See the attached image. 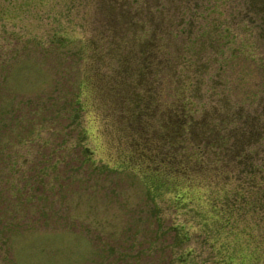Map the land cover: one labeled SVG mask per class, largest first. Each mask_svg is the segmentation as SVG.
Here are the masks:
<instances>
[{
    "label": "rangeland",
    "instance_id": "1",
    "mask_svg": "<svg viewBox=\"0 0 264 264\" xmlns=\"http://www.w3.org/2000/svg\"><path fill=\"white\" fill-rule=\"evenodd\" d=\"M159 1L177 24L176 0H0V264H264V222L256 210L238 213L233 184L146 167L151 159L131 140L144 135L138 118L163 142L181 123L176 111L130 120L123 103L124 92L138 96L142 86L120 64L131 56L133 67L140 49L121 45L133 35L122 38L125 28L114 25L135 12L147 20L143 6ZM223 1L222 14L232 10L225 23L238 33L209 34L201 99L215 79L258 113L264 3L246 11L245 0ZM165 84L168 101L172 79ZM236 133L221 139H246Z\"/></svg>",
    "mask_w": 264,
    "mask_h": 264
},
{
    "label": "trees",
    "instance_id": "2",
    "mask_svg": "<svg viewBox=\"0 0 264 264\" xmlns=\"http://www.w3.org/2000/svg\"><path fill=\"white\" fill-rule=\"evenodd\" d=\"M261 2L264 3L263 0ZM208 3L205 5L194 0L190 4L188 0H176L174 8L179 12L178 19H175L179 21L177 24L160 10L159 6L165 9V4L159 1L153 10L150 6H143L144 11L149 12L147 20L134 11L122 17L124 20L120 24L114 25L118 29L121 25L125 28L121 29V34L125 35L122 38L128 31L133 35L123 39L121 45L140 49V56L136 57L133 67L128 66L130 55L128 59L122 58L123 63L120 64L129 71L132 68L125 77L135 79L142 86L138 96L132 91L124 92L127 118L131 120L132 114L140 117L154 112L158 114V120L165 115L167 120V116L174 115L172 112L176 111L179 114L175 116L181 122L177 124L180 130L177 126L178 130L169 134V139L163 142L156 128L150 125L151 121L135 118L134 127L144 135L131 140L141 158L151 159L144 160L146 167L153 164L158 170L157 165L162 163L179 175L194 177L204 174L211 184H222V180L225 184H233L232 192L239 195L238 213L243 216L256 210L260 215L258 220L264 222V102L258 113L249 111V108H243V102L235 104L226 86L218 88L219 82L215 79L208 80L211 83L209 100L201 99L208 65L201 53L209 34L215 30L218 36L233 40L238 33L225 23L226 15H231L232 10L222 14L224 1ZM245 3L246 11H249V6H256L253 0H245ZM258 5L262 8L261 4ZM208 12H215V16L208 20ZM210 21L212 24L208 23ZM135 31L140 34L134 35ZM131 38L133 42L129 40ZM166 78L172 79L169 96L174 95L168 101L164 88ZM187 123L190 125L186 126ZM230 130L246 139L239 144L235 141L231 145L224 143L221 136L225 131L229 134ZM185 131L188 136L184 144L181 136L184 138Z\"/></svg>",
    "mask_w": 264,
    "mask_h": 264
}]
</instances>
